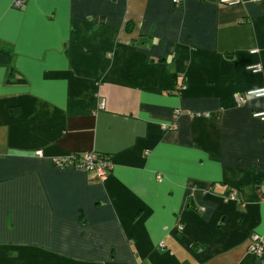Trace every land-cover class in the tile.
Masks as SVG:
<instances>
[{"label": "crops", "instance_id": "1", "mask_svg": "<svg viewBox=\"0 0 264 264\" xmlns=\"http://www.w3.org/2000/svg\"><path fill=\"white\" fill-rule=\"evenodd\" d=\"M14 1L0 264H264V0ZM87 152L107 180L54 164Z\"/></svg>", "mask_w": 264, "mask_h": 264}, {"label": "built area", "instance_id": "2", "mask_svg": "<svg viewBox=\"0 0 264 264\" xmlns=\"http://www.w3.org/2000/svg\"><path fill=\"white\" fill-rule=\"evenodd\" d=\"M254 3H260L263 0H252ZM28 0H15L13 7L16 9H22L26 4ZM224 3L227 4H236L240 2V0H224ZM175 4H180L181 0H174ZM248 70L252 73H260L262 71V66L259 65H252L248 67ZM249 96H264V89L258 90V91H251L247 93ZM237 100L239 102L244 101V96L239 95L237 97ZM104 107V104L102 105ZM259 118L264 119V113L263 114H257L256 115ZM37 155L42 156L43 152L38 151ZM54 164L58 167L65 168L68 166L75 167L79 170H84L89 173H92L99 177L101 180L105 181L108 179L110 175V171L112 169V164L109 159V157L105 155H99L97 153H82L79 155H70L69 157L64 158H55ZM230 199H235L233 195H230ZM202 211L204 208L201 209ZM184 227L179 226V231H183ZM165 244H162L164 246ZM249 252L253 254L257 258H263L264 257V239L258 234H253L251 236L250 245H249Z\"/></svg>", "mask_w": 264, "mask_h": 264}]
</instances>
